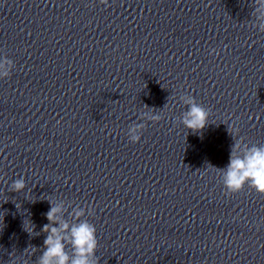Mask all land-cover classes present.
Here are the masks:
<instances>
[{
	"label": "clouds",
	"instance_id": "1",
	"mask_svg": "<svg viewBox=\"0 0 264 264\" xmlns=\"http://www.w3.org/2000/svg\"><path fill=\"white\" fill-rule=\"evenodd\" d=\"M108 0H100V3L107 5ZM251 16L254 18L252 27L264 32V0H252ZM11 60L5 59L0 62V78L9 77ZM184 105H187L180 118L183 126L193 132H198L205 128L209 122L210 112L201 104L197 103L191 95L180 96ZM155 110L153 109V113ZM144 113L142 120L157 122L162 119L161 115ZM145 125L143 123L133 124L128 130L131 142H138ZM238 129L231 131L233 136L238 134ZM243 144V147H242ZM242 153L238 155L237 153ZM222 175V182L226 189V194H234L243 190L245 185L254 189L258 193L264 194V146L244 143L243 137L235 140L231 146L229 163L224 169H217ZM26 188L23 178L12 182L10 189L14 192H21ZM50 202V209L45 214L49 223L45 224L42 231L47 233L43 241L44 251L38 258L36 264H98L96 250L98 240L95 226L87 220H80L84 216L83 208L74 210L75 218L79 221L75 225H70L66 219H61L63 210L61 203ZM25 226L24 230L29 234L33 233L34 225ZM72 249L70 256L67 247Z\"/></svg>",
	"mask_w": 264,
	"mask_h": 264
}]
</instances>
